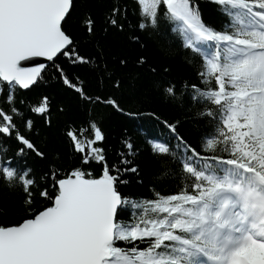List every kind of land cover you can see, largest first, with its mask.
Wrapping results in <instances>:
<instances>
[{
    "label": "snow or ice",
    "instance_id": "obj_1",
    "mask_svg": "<svg viewBox=\"0 0 264 264\" xmlns=\"http://www.w3.org/2000/svg\"><path fill=\"white\" fill-rule=\"evenodd\" d=\"M214 2L222 6L219 24L204 20L199 0H114L105 12L101 31L125 44L145 47L137 30L174 34L196 79L164 81L158 90L170 103L194 106L191 118L210 128L193 144L181 120H162L176 143L150 141L160 177L183 183L137 199L121 191L126 175L139 171L129 159L135 146L126 139L111 164L97 110L141 112L96 91L78 71L111 81L128 54L99 42L91 14L77 30V0H0V187L20 196L14 211L0 203V264H264V0ZM129 7L135 26L126 23ZM89 40L93 52L82 47ZM48 81L74 94L86 114V127L66 133L71 164L59 153L49 159L32 138L35 116L52 124V97L17 95ZM121 84L115 79L116 89ZM29 156L47 166L37 172Z\"/></svg>",
    "mask_w": 264,
    "mask_h": 264
},
{
    "label": "trees",
    "instance_id": "obj_2",
    "mask_svg": "<svg viewBox=\"0 0 264 264\" xmlns=\"http://www.w3.org/2000/svg\"><path fill=\"white\" fill-rule=\"evenodd\" d=\"M114 0H77V11L74 13V26L79 30L82 24L81 18L85 14L93 15L97 20V38L99 42L112 50L123 49L129 56V63L126 68H118L113 80L105 79L100 83L98 73L82 71L92 88L101 93H112L114 98L121 101L126 110L141 112L139 116H127L105 107L97 111L103 114V128L107 133L108 159L113 165H117L123 148V142L131 138L135 146L133 154L129 157L137 166L138 173L126 175L127 184L121 187V191L131 198L144 199L154 196L153 189L161 192H172L182 185L183 181L175 175L160 177L161 157L153 152L150 141L160 139L174 145L176 141L168 133L162 124V120L182 121L180 132L190 142L195 144L206 131H209V124L206 120H194L191 118L195 107L187 101L180 104H173L161 96L157 85L164 81L182 79L195 80L191 66L188 64L189 53L181 46L179 41L174 39L166 29L159 32H147L137 30L145 47L141 48L135 43L125 44L123 37L116 38L110 33L101 31L104 15L107 7ZM132 0H129V4ZM202 15L205 21L212 24H219L223 19L222 6L214 0H199ZM127 25L135 26L137 23L136 10L129 7ZM82 47L86 52L96 50L95 42L82 41ZM143 55L147 63L143 66L137 64L138 56ZM109 68L114 67L111 60H108ZM154 68L153 72L150 69ZM167 69L168 71H165ZM115 79H121L119 89L114 87ZM29 102L36 100L42 95H49L53 99L52 124L49 126L44 118L35 116V131L32 138L46 152L49 159L59 153L65 164H71L72 148L70 138L66 133L70 128L86 127V114L80 103L75 99L74 94L66 90L56 81H48L33 90L22 91L17 94ZM63 106L64 111L60 112L58 106ZM156 113L160 119H156L150 113ZM35 115V114H33ZM91 135V131L87 133ZM12 148H15V140L10 141ZM2 147V146H0ZM11 154V153H9ZM27 163L35 168L37 172L47 166V162L27 157ZM142 181V182H141ZM20 196L18 193L0 187V203L14 211ZM130 210L126 209L121 216L122 221H128L131 217ZM11 218V216L9 217Z\"/></svg>",
    "mask_w": 264,
    "mask_h": 264
},
{
    "label": "water",
    "instance_id": "obj_3",
    "mask_svg": "<svg viewBox=\"0 0 264 264\" xmlns=\"http://www.w3.org/2000/svg\"><path fill=\"white\" fill-rule=\"evenodd\" d=\"M37 60H40L41 62H43V58H36ZM25 66H31L30 64H26ZM22 91H27V90H22Z\"/></svg>",
    "mask_w": 264,
    "mask_h": 264
}]
</instances>
